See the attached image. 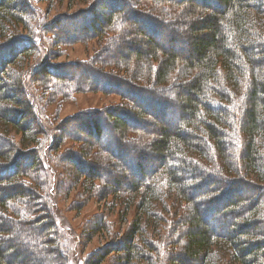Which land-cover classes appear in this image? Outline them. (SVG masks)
Masks as SVG:
<instances>
[{
	"label": "trees",
	"instance_id": "obj_1",
	"mask_svg": "<svg viewBox=\"0 0 264 264\" xmlns=\"http://www.w3.org/2000/svg\"><path fill=\"white\" fill-rule=\"evenodd\" d=\"M104 3L113 9L102 10ZM149 4L159 8L156 15ZM40 11L33 0H0V264H72L59 248L63 234L53 210L43 219L34 214L42 198L33 186L48 190L40 179L45 175L34 171L45 168L48 151L66 139L90 145L72 160L73 175L85 185L105 182L104 190L115 198L124 197L118 195L120 185L140 193L138 203L126 201V207L141 210L125 241L126 259L137 251L134 229L164 198L186 204L177 228L183 241L170 264H264V0H96L70 14L45 18ZM125 13L140 21L139 27ZM82 18L83 32L73 22ZM62 21H72L71 33L59 29ZM42 31L52 33L57 45L91 39L106 44L86 60L51 63L57 56L43 51L48 40ZM110 31L115 34L109 37ZM37 54L41 58L27 72ZM109 66L127 70L132 80L145 77L165 87L137 86ZM73 70L87 76L74 79ZM94 92L116 93L129 111L120 117L112 108L87 110L53 128L41 113L43 100L60 103ZM100 115L102 128L96 124ZM125 119L137 124L129 126ZM131 134L148 137L149 143L125 140ZM91 151L118 162L100 175L99 163L85 159ZM151 160L156 163L147 172L142 166ZM121 166L131 180L119 179ZM249 174L252 180L245 179ZM234 188L246 193L227 198ZM93 190L99 197V187ZM51 238L53 250L46 246ZM113 250L107 247L99 257Z\"/></svg>",
	"mask_w": 264,
	"mask_h": 264
},
{
	"label": "rangeland",
	"instance_id": "obj_2",
	"mask_svg": "<svg viewBox=\"0 0 264 264\" xmlns=\"http://www.w3.org/2000/svg\"><path fill=\"white\" fill-rule=\"evenodd\" d=\"M95 1L96 0H33L35 6L41 9V15H43L45 18L57 16L58 13L70 14L74 11L92 5ZM103 5L104 6L102 7V10L104 11L113 9L109 6V4L104 3ZM148 6H152V9H155L151 4ZM116 8L117 7L114 6V9ZM145 8L147 9L146 6ZM156 10H159V8H156L155 11L152 10V12L149 13L156 15ZM116 12H118V9ZM123 16L128 22H134L136 27H139L138 24H141L138 20H132L127 13H125ZM98 19L100 20V18ZM83 20L84 18L73 20V22L79 26V29L82 32L84 29H86L84 24H82ZM71 23L72 21L60 22L59 29L62 32L71 33L69 30V28L72 26ZM42 32L45 39L48 40V43H45L44 45L43 51L55 52L57 56L51 63L86 60L90 56H93V54L98 51L101 46H105L106 44V42L103 41L104 39H91L90 41L86 42L57 45L54 43V40H52V33H47L46 31ZM179 32L181 33L180 30ZM114 34L115 32L112 33V31H110L108 36L110 37ZM160 34L162 35L163 39H166V36L167 38L169 37L168 30L165 32L163 30L160 32ZM179 36L177 35L178 38H180ZM154 38L157 39V37ZM169 39H167V41ZM127 40V42L132 41L131 38H127ZM138 47H142V44H139ZM171 47L174 49L176 48V46ZM15 49H19L18 46ZM121 49V51H123L124 48ZM183 54L185 55L186 53L184 52ZM41 55L37 54L30 57L29 66L31 67L28 68L27 72L32 68V65L34 66L38 63ZM0 56H3V53H0ZM106 58H108L107 55ZM108 68L115 70L114 73L120 75L123 77V79H127L128 77L129 80L134 81L135 83L133 84H136L137 86H143L144 88H151L153 90H160L165 87V85H156L153 83L152 79L150 80L145 77H139L137 80H132L129 75H126L127 70L125 72L122 69H118V67L112 66H109ZM76 70L79 69L77 68ZM71 73L73 78L75 79V77H77L78 80L82 79L81 76H87L75 70L71 71ZM132 95L133 96L131 97L136 99L135 94ZM137 102L146 108V106L143 104L144 102H139L138 100ZM39 106L41 107L42 115L45 117L50 127L56 126L57 123H60L62 120L70 116H74L79 112L97 109L102 110L103 112L104 109L112 108L113 110L117 111L116 115H119L120 112L121 117L123 115L122 112H128L129 110L126 109H129L130 107L127 100H122L121 97L116 93L104 94L102 92L77 93L74 94L69 100L60 103L56 101L54 103L48 104L43 100L39 103ZM155 109L158 108L156 107ZM148 111L149 109H145V112L148 113ZM168 111H171V109H168ZM125 120L129 121V126H135V124H137V121H130L129 119ZM82 122V125L85 124L84 120ZM96 124L102 128V115H100ZM135 129L138 128L135 127ZM149 132L151 133V131ZM51 134L56 136L57 131H52ZM77 135L80 138L93 140L81 132L77 133ZM131 135H128L130 137H127L125 140L131 141L137 146H142L149 143L148 137L134 134ZM62 143L63 144L55 150L48 151V160L46 158L44 160L45 168L42 167L41 169L34 171H40L41 175H45L41 176L40 179L47 185L48 190L44 192L41 190V187L38 189L39 185L37 186L36 183V186L33 187L36 192H38L37 194L42 198V203L46 200V204L49 207L48 210H45L43 204L40 202L41 199H38L37 201L41 203L38 209L40 212L37 211L34 214L37 215L38 218L41 217V219H43L47 216L49 210H53L55 224L58 226L59 232L63 234L60 238L59 248L61 249V252L67 256L68 260L71 259L72 264H170L169 257L179 250V244L183 241L180 239L181 237L178 233L180 228L178 230L177 228L179 223L182 222L181 216L183 215L185 209L184 206L186 204L184 202H177L176 200L174 201L173 199H164L163 197L165 195L161 196L163 198V203L152 207V213L150 216H148V214L146 219L143 217V223L140 224L139 229L137 231L136 228L134 229V232L136 233H133L131 243L135 244L137 251L134 254H131V256H134L132 259H126L129 257V255H124L123 249L125 241L127 237H129V232L141 212L139 207L136 205L126 207V201L127 199H130V202L138 203L140 193H138V191L129 192L128 184L124 185L123 187L120 185L119 188L122 191H120V194L118 195H123L124 197L115 198V196L108 194L104 190L106 188L105 182H100V185L99 183H94L92 186L85 185L84 179L81 176L76 177L73 175L72 170H74V166H77V164H74L76 159L74 156L82 157V152L87 150L90 145H87L86 143L82 144V142L73 141L70 139H66ZM29 148H31V146H29ZM46 151L47 150L44 152L46 153ZM94 154V151H91V155L93 156ZM92 156L85 159L87 161L89 160V162L93 163L94 165H98L99 163L100 167H102L99 169L100 175L102 174L106 176V174L109 173L106 171L109 170V166L115 162H118L114 160L110 161V159L108 161H103V158L106 156L105 153H99L97 156ZM127 159L128 158L126 157L120 159L125 167H127ZM155 163L156 162L153 160H151V162L147 161L143 164L142 168L148 172L151 167L153 168V166H155ZM203 164H205V162H203ZM46 165H48L50 169H47ZM124 169L125 168L122 167L119 173L113 170H110V172L113 174L118 173L117 176L120 180H131L132 174H127ZM155 172L156 170L154 173ZM151 174L152 172L150 175ZM224 174L225 173H223V176ZM239 178L241 177H238L237 179ZM252 178L253 175L249 174L245 179L252 180ZM230 179H236V177L232 176ZM99 181L100 180H98V182ZM110 182L113 183L112 180ZM101 186H103V189L100 188ZM94 187H99V197L93 196L94 190L89 191ZM243 193H246L245 189L243 188L240 189V191L237 190V188L229 189L226 197L230 199L238 197L240 198L243 196ZM194 194L197 195V193ZM226 202L224 199V203ZM179 206L181 207L179 208ZM55 209L57 212L56 214L54 213ZM151 222H153V225H151ZM179 227H181V225ZM138 238L140 239V242H137V240H139ZM55 241V238L47 240L46 246L53 250L55 247L53 243H55ZM107 247L113 248L114 250L108 255H105L106 257L104 256V258H102L103 256L99 257L104 254V250ZM99 258H102L101 261H99ZM94 259H98V261L95 262Z\"/></svg>",
	"mask_w": 264,
	"mask_h": 264
}]
</instances>
